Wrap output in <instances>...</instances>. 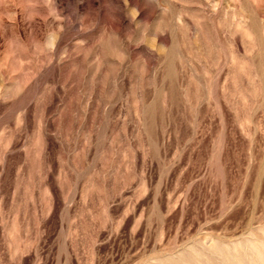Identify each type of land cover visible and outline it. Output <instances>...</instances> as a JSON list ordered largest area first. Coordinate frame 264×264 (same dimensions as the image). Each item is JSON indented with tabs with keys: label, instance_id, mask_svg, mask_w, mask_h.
<instances>
[{
	"label": "rangeland",
	"instance_id": "1",
	"mask_svg": "<svg viewBox=\"0 0 264 264\" xmlns=\"http://www.w3.org/2000/svg\"><path fill=\"white\" fill-rule=\"evenodd\" d=\"M0 264H264V0H0Z\"/></svg>",
	"mask_w": 264,
	"mask_h": 264
}]
</instances>
